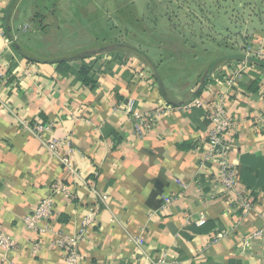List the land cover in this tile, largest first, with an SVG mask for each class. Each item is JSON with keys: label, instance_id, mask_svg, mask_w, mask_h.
<instances>
[{"label": "crops", "instance_id": "0c3cea01", "mask_svg": "<svg viewBox=\"0 0 264 264\" xmlns=\"http://www.w3.org/2000/svg\"><path fill=\"white\" fill-rule=\"evenodd\" d=\"M15 2L0 0V57L9 76L0 84V227L14 241L10 249L0 248V264H67L58 240L76 235L80 264H158L163 252L182 264H264V67L215 53L212 59L221 61L205 83L187 98L169 94L135 55L84 50L96 25L82 13L96 12L98 3L67 0L62 11L72 14L54 30L69 31L74 39L65 43L78 49L72 55L79 58L60 68L55 60L69 56L63 52L46 58L17 49L8 20L20 5L14 9ZM194 2L202 12L199 27H250L244 37L239 33L243 45L264 38V0H218L216 12L210 0ZM237 12L252 14L250 25ZM47 36L31 41L46 49L39 39ZM240 52L246 57L245 49ZM85 64L94 85L81 78ZM128 98L141 111L170 109L153 131L138 137L129 118L114 110ZM219 98L235 120L230 161L249 209L236 205L234 193L192 150L207 137L209 105ZM39 123L44 128L36 130ZM54 137L70 143L69 170L47 150ZM57 183L70 192L54 194L53 215L41 224L45 231L28 228L25 216ZM92 211L94 222L82 235Z\"/></svg>", "mask_w": 264, "mask_h": 264}, {"label": "rangeland", "instance_id": "374dc122", "mask_svg": "<svg viewBox=\"0 0 264 264\" xmlns=\"http://www.w3.org/2000/svg\"><path fill=\"white\" fill-rule=\"evenodd\" d=\"M66 1L17 0L13 8L17 7L18 2L20 5L9 16L13 25L12 33L17 37L15 43L28 53L46 58L56 53V57H59L61 52L65 56L75 55L78 49L70 51L71 45L65 43L74 39L69 31L54 30L55 25L63 26L64 21L72 14L62 11L66 7ZM95 1L98 3L96 8L99 7L96 12L82 13V17L96 25L88 30L89 40L92 42L83 49L95 52L108 48V51L135 55L145 66L151 67L155 74V66L159 67L165 77L157 79L169 94L179 92L187 98L203 81L202 73L209 68L215 53L217 56L240 54L241 49L247 51L249 47L241 43L239 33L244 37L250 27L234 26L230 31L219 28L216 32H211L207 27H199L198 16H202V12L194 0ZM217 1L210 0L214 12L218 10L215 4ZM145 3H149V11L145 10ZM117 4L120 8L116 11ZM240 16L241 19L248 20L246 24L250 25L252 14L237 12L235 15L238 19ZM40 33L43 36L49 35L39 39L48 43L46 49L31 41L32 37ZM44 43L40 42L42 45Z\"/></svg>", "mask_w": 264, "mask_h": 264}, {"label": "built area", "instance_id": "2783aa9c", "mask_svg": "<svg viewBox=\"0 0 264 264\" xmlns=\"http://www.w3.org/2000/svg\"><path fill=\"white\" fill-rule=\"evenodd\" d=\"M251 58L264 60V38L257 42L249 44L246 51V59L244 64H252ZM239 73V72H238ZM9 76L3 70L0 57V84H8ZM195 105L202 104L200 99L193 101ZM170 108L160 106L153 110H139L136 108V99L128 98L120 103V106H115V111L124 113L132 122L134 134L138 137H143L153 131L162 115L169 111ZM209 120L210 127L208 129L207 137L202 140L199 139L194 142L192 150L201 158L202 164L209 165L212 171V176L218 181L227 191L233 192L235 196V203L237 206L249 209L251 203L247 198L245 192L238 188L240 182V175L238 168L230 161L231 142L233 127L235 120L227 109L224 101L219 98L214 100L209 105ZM261 129L264 130V120L260 119ZM36 130L44 128L42 123L34 127ZM48 128V127H46ZM69 141L66 138L54 137L48 144L47 150L58 157L65 169L71 168L70 147ZM66 148V149H65ZM56 192L69 193L70 189L66 184L57 183L52 188L47 196H45L37 205L33 213L25 216L24 221L28 228L38 232H44L42 222L53 215L54 201L53 196ZM175 199L173 196L170 201ZM95 211L88 213L83 222L82 235L87 233L89 227L93 224L95 219ZM206 222L205 219L199 221L202 225ZM223 235L219 234L214 240L216 242ZM81 235L73 237H61L58 240V245L62 249L67 264H80L81 257L77 250V243ZM144 241L142 238L138 240L139 244ZM246 244V243H245ZM39 242L35 243V247H39ZM14 246V241L3 231L0 227V248L10 249ZM158 264H182L175 256L169 252H163L157 258Z\"/></svg>", "mask_w": 264, "mask_h": 264}, {"label": "trees", "instance_id": "16d2710c", "mask_svg": "<svg viewBox=\"0 0 264 264\" xmlns=\"http://www.w3.org/2000/svg\"><path fill=\"white\" fill-rule=\"evenodd\" d=\"M8 20H9V17H8ZM7 33L10 34L11 33V30L10 28H7ZM14 44L15 46L17 47V49L19 51H21V48L19 47V45L17 43H15L14 41ZM120 46V45H119ZM124 46V45H123ZM105 50H109L108 48H106ZM92 54H89L88 56L86 57H89L91 56ZM231 56V55H230ZM234 58H238L240 61H243L244 59H246V57L243 58L244 55L242 54H233L232 55ZM85 56H82L81 58L83 59ZM79 57H76V56H73V55H70V56H67L65 58H60L58 60H55V62H58V65L60 68H68V62L72 61V60H75V59H78ZM241 58V59H240ZM237 59V60H238ZM221 60L220 59H215L212 61V63L210 64L209 68L206 70L205 73H202V77H203V81L202 83H205L207 81V79L209 78V73L215 68V66L217 65L218 62H220ZM250 62L253 63V64H256L258 66H263L264 67V60H258L256 58H251L250 59ZM151 63V62H150ZM153 64V63H152ZM155 70H156V77L160 80L164 79L165 76H163L164 74L162 73L161 69H159V67L157 68L155 66ZM89 72H90V69L87 67V65L85 64L82 68H81V71H80V75H81V78L83 80V82L85 84H89V83H92L93 85L95 84L94 83V79L92 77L89 76ZM166 77H168L166 75Z\"/></svg>", "mask_w": 264, "mask_h": 264}, {"label": "clouds", "instance_id": "9594fccd", "mask_svg": "<svg viewBox=\"0 0 264 264\" xmlns=\"http://www.w3.org/2000/svg\"><path fill=\"white\" fill-rule=\"evenodd\" d=\"M150 171V170H149Z\"/></svg>", "mask_w": 264, "mask_h": 264}]
</instances>
